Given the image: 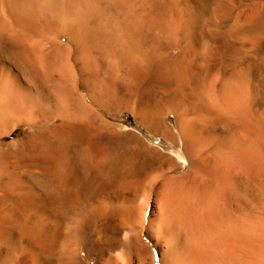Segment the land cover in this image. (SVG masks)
I'll return each instance as SVG.
<instances>
[{
    "label": "bare ground",
    "instance_id": "6f19581e",
    "mask_svg": "<svg viewBox=\"0 0 264 264\" xmlns=\"http://www.w3.org/2000/svg\"><path fill=\"white\" fill-rule=\"evenodd\" d=\"M83 250L264 264V0H0V264Z\"/></svg>",
    "mask_w": 264,
    "mask_h": 264
},
{
    "label": "rangeland",
    "instance_id": "374dc122",
    "mask_svg": "<svg viewBox=\"0 0 264 264\" xmlns=\"http://www.w3.org/2000/svg\"><path fill=\"white\" fill-rule=\"evenodd\" d=\"M117 122V121H116ZM118 123V122H117ZM119 124L122 126V130H134L138 134H140L143 138L146 139V141L154 146H159L166 152H170L172 154L177 153V149L174 148V146L171 143H168L164 141L162 138L152 135L150 132L142 128L138 125L136 119L134 116H132L129 113L124 114L122 117V121H119ZM27 127L21 126L13 135V137L22 136L26 132ZM145 239L147 242H149L152 245V254H154L155 258L159 257V249L157 248L156 242L154 240H151L147 236V232H145ZM150 240V241H149ZM82 256L89 264H97V257L89 258L86 256L85 251L83 250ZM154 264H162L160 261L156 260Z\"/></svg>",
    "mask_w": 264,
    "mask_h": 264
}]
</instances>
